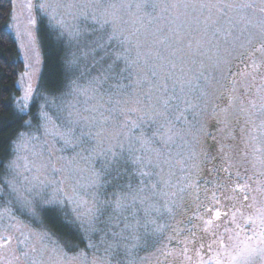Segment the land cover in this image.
Returning a JSON list of instances; mask_svg holds the SVG:
<instances>
[{"label":"rangeland","instance_id":"rangeland-1","mask_svg":"<svg viewBox=\"0 0 264 264\" xmlns=\"http://www.w3.org/2000/svg\"><path fill=\"white\" fill-rule=\"evenodd\" d=\"M11 2L9 28L23 62L17 79L22 111L42 70L39 16L61 31L57 38L72 49L80 68L94 62L90 70L98 71L75 86L63 110L58 104L50 107L58 120L44 115L38 132L19 137L0 184V264H200L221 250L220 240L226 244L223 251H232L238 232L241 240L251 233L247 217L264 209V0ZM42 2L54 11L40 10ZM176 3L213 7L165 10L164 5ZM77 31L79 39L73 40L69 32ZM109 36L106 50H97L94 59L91 49ZM157 52L165 59H157ZM109 79L114 91L105 96L100 87ZM101 105L109 123L95 143L82 142L78 121L89 115L85 108ZM97 161L104 165L100 174ZM41 181L45 195L61 203L37 206L33 214L21 206L12 186ZM89 184L94 186L80 188ZM81 197L87 204L78 206ZM121 198L129 208L115 206ZM86 208L98 210L95 217L85 218ZM63 218L78 242L51 230L59 229ZM87 219H93L94 230L87 229ZM252 264L264 260L254 257Z\"/></svg>","mask_w":264,"mask_h":264},{"label":"trees","instance_id":"trees-1","mask_svg":"<svg viewBox=\"0 0 264 264\" xmlns=\"http://www.w3.org/2000/svg\"><path fill=\"white\" fill-rule=\"evenodd\" d=\"M12 9L11 0H0V184L6 174L7 165L14 157L19 137L26 132H38L44 115H57L50 107L58 104L63 110L65 100L72 96L75 86L88 83L98 71L90 70L94 62L89 63L86 68H80L72 49H68L57 38L61 31L53 28L46 18L39 16L37 36L42 52V70L34 96L27 109L22 111L17 104L20 96L17 79L23 71V62L9 28ZM99 76L104 77L102 74ZM111 83L110 79L106 80L100 87V92L105 93V96H110V92L114 91V84ZM95 165L98 170L96 174H100L104 165L99 161ZM62 220L60 224H56L59 229L51 230L58 238L62 239L64 235L67 240L78 242L74 227L67 218Z\"/></svg>","mask_w":264,"mask_h":264},{"label":"snow or ice","instance_id":"snow-or-ice-1","mask_svg":"<svg viewBox=\"0 0 264 264\" xmlns=\"http://www.w3.org/2000/svg\"><path fill=\"white\" fill-rule=\"evenodd\" d=\"M89 5L87 4H80V5H74V4H69L66 5L68 8H73V7H79L81 9L88 7ZM153 7H157V5H152ZM250 6V5H249ZM26 7L31 11L32 4L29 2ZM38 7L42 11H46L48 9H52L54 11V6L47 4L46 2H42L38 4ZM110 7H115L114 5ZM165 10L168 8H175V9H192L193 11L196 10L197 7L201 9H209L213 7V5L210 4H200L197 5L195 3H176V4H170V5H164ZM51 17L52 20L56 21L57 25L61 28H64V23L62 20H57V17L55 15H52L51 12L48 13ZM15 19V17H13ZM35 21L29 17V24H34ZM69 35L72 37L73 40H78L79 39V32H69ZM113 37L109 36L107 40L101 42L97 41L96 46L91 49L93 58L95 59V53L97 50H106L107 45L111 42ZM166 40H170L171 38H165ZM123 43V41H121ZM161 44L165 43V40L160 41ZM177 44H179V40L176 41ZM169 47H171V44L169 43ZM87 55V53H85ZM105 55H108L107 51H105ZM115 56L116 60L121 59V56L113 53ZM171 55H175V51L171 53ZM139 56V53H138ZM155 56L157 59L163 60L165 57H163L159 52L155 53ZM103 58V57H102ZM125 60H127V57H124ZM115 62V61H114ZM146 63V61H145ZM175 65H172L174 67ZM112 65H109V70L111 69ZM124 70H122L123 72ZM151 73L153 76L157 75L155 67L150 69ZM108 77H104V79H107ZM32 89L31 86L27 89L26 95L24 97V100L27 101L28 95L31 93ZM92 97L89 96L88 99H91ZM151 99V97H149ZM87 103V101L85 102ZM111 103V100L109 101ZM117 104H119V101H116ZM137 103H140L139 100H137ZM165 107L168 104V101L165 100L163 101ZM86 112H89V115L87 117H82V122L83 124V131L81 135V140L82 142L85 143H95L96 138L100 136L103 131L105 126L109 123V117L105 116L104 114V109L103 105H101L100 108H85ZM108 112H112V108L107 109ZM98 113V115L94 114ZM72 113H70L71 115ZM125 139L128 141V151L131 152L133 150V137L126 136ZM171 139V137H169ZM121 149H123V144H121ZM108 153L111 154L112 159L116 160L117 155L111 148L108 149ZM136 163H141V160L139 157L136 158ZM148 163H151V161H148ZM54 172L60 171L59 169H56L53 167ZM140 175L142 176H148V172L141 171ZM27 179V178H25ZM11 186V185H10ZM94 185H80V188L82 189H87L89 187H93ZM45 185L43 181L40 182L39 185H32V187H26V186H21V187H15L12 186V193L15 195L16 199L18 202L21 204L22 207L29 208L33 211V214H35V210L37 206H42V205H55V204H60L61 201L57 200L54 197H48L45 195L43 189ZM153 189H155V185H153ZM59 191H62L60 189ZM143 191V189H141ZM135 197H132V201L135 202ZM245 199H247V196H245ZM87 204V201L83 200V198H80L78 206H83ZM118 209H127L130 207V204L126 202L125 198L118 199L116 201L115 205ZM96 209L93 208H86L85 212L83 213V216L85 218L87 217H95L96 214ZM257 215L255 216H248L245 223L246 224H251L253 226L251 233L246 234L244 238L241 240L239 239L240 233L238 232L236 235V239L238 240V243L233 246L232 251H223L226 248V244L223 240L219 241L220 244V251H217L216 254L208 261H204L201 259L200 264H252L253 258L259 256L262 260H264V209H258L257 210ZM224 215H227V213H224ZM214 216L216 219H219L221 216V212L219 210L215 211ZM235 217V213H233V218ZM77 219H80L77 217ZM213 223L212 219H209L206 221L207 225H211ZM81 227H85V221L81 220ZM86 227L88 230H94L93 228V219H87L86 221ZM229 239H233L232 237H229ZM5 242H10V239L5 237L4 238ZM91 246V245H89ZM209 251L212 250L211 244L208 245Z\"/></svg>","mask_w":264,"mask_h":264}]
</instances>
